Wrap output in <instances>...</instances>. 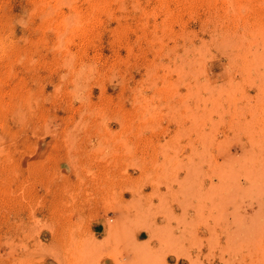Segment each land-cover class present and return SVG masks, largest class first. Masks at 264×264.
<instances>
[{"label": "rangeland", "instance_id": "obj_1", "mask_svg": "<svg viewBox=\"0 0 264 264\" xmlns=\"http://www.w3.org/2000/svg\"><path fill=\"white\" fill-rule=\"evenodd\" d=\"M0 264H264V0H0Z\"/></svg>", "mask_w": 264, "mask_h": 264}]
</instances>
